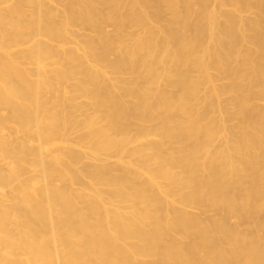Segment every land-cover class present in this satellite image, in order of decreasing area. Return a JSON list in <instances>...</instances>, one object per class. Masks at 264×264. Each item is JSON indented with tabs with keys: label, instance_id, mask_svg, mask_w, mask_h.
<instances>
[{
	"label": "bare ground",
	"instance_id": "1",
	"mask_svg": "<svg viewBox=\"0 0 264 264\" xmlns=\"http://www.w3.org/2000/svg\"><path fill=\"white\" fill-rule=\"evenodd\" d=\"M0 264H264V0H0Z\"/></svg>",
	"mask_w": 264,
	"mask_h": 264
}]
</instances>
